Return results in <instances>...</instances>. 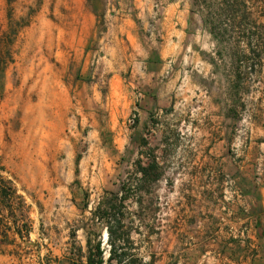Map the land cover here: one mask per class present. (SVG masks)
Returning <instances> with one entry per match:
<instances>
[{"label": "rangeland", "instance_id": "rangeland-1", "mask_svg": "<svg viewBox=\"0 0 264 264\" xmlns=\"http://www.w3.org/2000/svg\"><path fill=\"white\" fill-rule=\"evenodd\" d=\"M186 1L213 46L202 56L208 69L189 67L188 76L210 97L204 103L185 86L189 99L181 100L178 83L166 113L151 107L139 116L136 109L147 105L139 88L124 90L118 83L110 99L98 84L102 39L113 22H124L133 41L138 35L143 47H155L163 0H0L3 202L19 199L21 207L27 199L22 191L68 187L89 208L88 234L102 239L103 227L92 223L90 211L124 187L131 190L123 221L131 258L142 264H236L237 238L224 222L220 179L206 188L208 177L195 180L191 159L194 143L203 140L198 130L229 125L234 156L248 126L262 120L264 0ZM213 26L218 29L211 33ZM224 107L226 117L209 116ZM149 149L161 174L139 194L136 163L149 162Z\"/></svg>", "mask_w": 264, "mask_h": 264}, {"label": "crops", "instance_id": "crops-1", "mask_svg": "<svg viewBox=\"0 0 264 264\" xmlns=\"http://www.w3.org/2000/svg\"><path fill=\"white\" fill-rule=\"evenodd\" d=\"M160 31L161 40L150 49L143 47V37L136 35L133 41L124 22H113L102 39L99 56L102 79L98 84L107 87L110 99L118 83L124 90L139 88L147 103L136 109L139 116L148 115L151 107L160 116L166 113L168 100L178 83L182 84L177 93L181 100L189 99L191 94L203 95V101L210 97L205 87L194 84L188 76L189 67H209L202 56L213 46L208 43L209 32L200 16L192 12L186 0H163ZM185 86L190 87L189 96ZM98 90L95 97L101 96ZM259 97L262 120L248 126L234 156L231 127L223 125L213 126L207 132L198 130L203 140L194 143L197 153L191 159L195 180L202 175L208 177L206 188L211 185L215 188L216 180L220 179L226 199L224 222L237 238L238 248H234L237 252L233 257L236 264H264V96ZM210 109L215 111L213 105ZM217 109L209 112V116H227L225 107L221 112ZM166 144L167 139L163 138L160 148L164 149ZM21 193L27 198L20 202L21 207L16 206L19 199L8 197L3 202L0 196V264H87L89 208L73 198L70 188L60 185ZM101 225L102 238L107 241L105 225ZM102 247L106 260L109 253Z\"/></svg>", "mask_w": 264, "mask_h": 264}, {"label": "trees", "instance_id": "trees-1", "mask_svg": "<svg viewBox=\"0 0 264 264\" xmlns=\"http://www.w3.org/2000/svg\"><path fill=\"white\" fill-rule=\"evenodd\" d=\"M216 28L218 29V26L215 28L213 26L211 33H214ZM152 153V149H149L144 155V158L149 161L147 164H142L140 161L136 163V172L139 174V178L136 180L138 184L134 189L136 193L141 194L145 184L155 182L160 177V166L156 162L157 157ZM121 191V194H107L108 198L100 202L92 212V223L105 225L109 256L104 260L105 249L102 247L100 234L97 232L89 233L87 239V264H142L138 259L131 258L126 249L129 240L128 232L123 222L126 209L124 203L131 190L123 187ZM1 197H7V193L2 192ZM148 264H152V262Z\"/></svg>", "mask_w": 264, "mask_h": 264}, {"label": "built area", "instance_id": "built-area-1", "mask_svg": "<svg viewBox=\"0 0 264 264\" xmlns=\"http://www.w3.org/2000/svg\"><path fill=\"white\" fill-rule=\"evenodd\" d=\"M257 178H258V180L260 179V174L258 175ZM102 242H103L102 245H104L105 248H107V250H108V249H109V246L106 245V237H103V238H102Z\"/></svg>", "mask_w": 264, "mask_h": 264}]
</instances>
